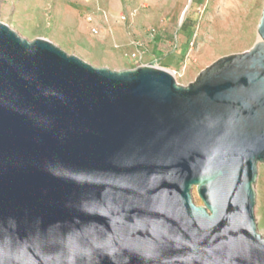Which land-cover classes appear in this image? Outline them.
I'll use <instances>...</instances> for the list:
<instances>
[{
    "label": "water",
    "instance_id": "95a60500",
    "mask_svg": "<svg viewBox=\"0 0 264 264\" xmlns=\"http://www.w3.org/2000/svg\"><path fill=\"white\" fill-rule=\"evenodd\" d=\"M257 34L182 85L0 21V264H264V0Z\"/></svg>",
    "mask_w": 264,
    "mask_h": 264
},
{
    "label": "rangeland",
    "instance_id": "374dc122",
    "mask_svg": "<svg viewBox=\"0 0 264 264\" xmlns=\"http://www.w3.org/2000/svg\"><path fill=\"white\" fill-rule=\"evenodd\" d=\"M220 3V0H0V21L29 41L46 39L93 66L124 70L140 63L157 64L175 71V80L187 85L216 59L249 50L259 40L257 24L263 0L244 1L246 9L249 8L247 16L236 15L228 29L219 24ZM86 15L93 18L98 28L96 34L90 31ZM121 15L125 16L124 21L118 20ZM151 30L154 38L144 40L146 31ZM135 41L146 49L140 63L127 57L137 48ZM254 190L256 228L264 236L262 163L257 166ZM191 195L194 204H202L195 187Z\"/></svg>",
    "mask_w": 264,
    "mask_h": 264
},
{
    "label": "bare ground",
    "instance_id": "6f19581e",
    "mask_svg": "<svg viewBox=\"0 0 264 264\" xmlns=\"http://www.w3.org/2000/svg\"><path fill=\"white\" fill-rule=\"evenodd\" d=\"M244 1L246 0H220L221 3L218 16L220 17L221 15L222 17V22L219 24L223 26V29H228L231 25H233L234 22L232 23V20L236 15L247 16L249 8L246 9ZM237 2L239 5H237Z\"/></svg>",
    "mask_w": 264,
    "mask_h": 264
},
{
    "label": "built area",
    "instance_id": "2783aa9c",
    "mask_svg": "<svg viewBox=\"0 0 264 264\" xmlns=\"http://www.w3.org/2000/svg\"><path fill=\"white\" fill-rule=\"evenodd\" d=\"M85 20L87 23L90 24V31L92 33H97L98 32V28L97 26L95 25V22L93 21V18L91 17V15H86L85 16ZM119 21H124L125 20V16L121 15L119 16ZM155 36V33L153 30L151 31H146L145 33V39L144 40H151L152 38H154ZM135 46H137L136 49H134L133 51L129 52L127 54V57L132 61V62H135V63H140L141 60L143 59V57L145 56L146 54V49L144 48L143 44L140 42V41H135L134 42ZM139 65H143V64H139ZM138 65V66H139ZM154 66H157L159 67L157 64H152ZM172 75H175V71H171Z\"/></svg>",
    "mask_w": 264,
    "mask_h": 264
},
{
    "label": "crops",
    "instance_id": "0c3cea01",
    "mask_svg": "<svg viewBox=\"0 0 264 264\" xmlns=\"http://www.w3.org/2000/svg\"><path fill=\"white\" fill-rule=\"evenodd\" d=\"M143 39H145V37H144V36H143ZM150 44H151V43H150ZM150 44H149V45H150Z\"/></svg>",
    "mask_w": 264,
    "mask_h": 264
}]
</instances>
